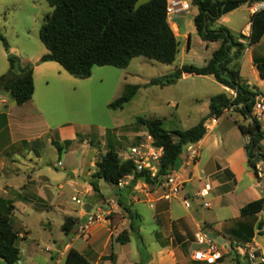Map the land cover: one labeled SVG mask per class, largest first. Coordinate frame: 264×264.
Here are the masks:
<instances>
[{
	"label": "crops",
	"instance_id": "crops-1",
	"mask_svg": "<svg viewBox=\"0 0 264 264\" xmlns=\"http://www.w3.org/2000/svg\"><path fill=\"white\" fill-rule=\"evenodd\" d=\"M257 11L259 10L256 3H243L237 9L223 14L217 20L216 26H225L234 35L249 36L251 17ZM197 14L198 8H194L192 4L189 11L168 19L179 41L177 57L183 56L182 63L176 65L173 71L184 64L195 62L190 58H194L192 45L194 35H198L194 23ZM240 40L247 43L246 39ZM213 43L216 44L212 54L220 46V42ZM40 58L41 56L35 59L21 58L23 63L34 64L35 92L30 101L20 105L6 93L0 92V199L6 201V204L0 202V212L4 211L8 202H12L14 212L18 209H32L40 215L44 213L47 219L44 223L48 228L52 230L53 227H58L64 235L57 243L56 250L50 249V258L55 260L54 264H63L72 247L82 253L91 264H253L247 256L229 252L227 247L224 248L222 258L216 263L196 260L194 253L199 248L196 233L199 231L217 233V241L226 245H255L258 255L262 258L256 264H264V225H259L264 220V209L252 215L241 214L245 205L264 198V176L259 178L248 164V138L238 127V122L248 121H244L239 112L230 109L218 118L207 119L206 135L200 141L191 143L192 147L198 150L195 158L184 149L176 168L172 171L183 186L177 198H162V182H146L148 193L143 192V189L137 190L135 181L117 187L106 182L102 184L101 180L100 191L95 192L92 176L97 169L96 163L106 152L94 150L90 160L92 169L89 168L85 175L78 174V169H71V177L68 178L57 171L45 172L43 168L41 151L47 143L58 149L53 143L58 142L62 146V150L58 149L61 153L64 148H70L76 142L85 140L74 125L63 122L51 126L45 118L43 108L37 101V80L45 81L42 95L48 99L52 94L49 86V67L53 65L59 75L66 70L54 61L40 62ZM209 59L204 58L202 66ZM263 60L264 36L258 43L247 45L240 66L242 78L251 86L257 87L259 96L264 98V78L255 64ZM190 78H202L210 83L211 91L205 94L207 107L201 119L209 114L210 100L214 95L223 92L233 95L234 90L218 82L213 75L184 73L174 84ZM176 106L179 108V103ZM259 121L264 129V113ZM67 141H70L69 145ZM89 142L93 145L94 140ZM58 162L62 161H51L50 167L58 170L63 166V163L59 166ZM258 165L264 169V161H260ZM205 184H210L211 189L207 196L201 197L199 193ZM67 185L73 186L75 191L89 198L84 201L85 206L81 209L70 210L62 200ZM119 200L140 215L139 236L130 231L129 213L119 204ZM185 200L190 202L189 207L185 206ZM205 202H209V206H205ZM86 206L92 213L94 206L97 210L105 209V215L88 229L85 228L89 213ZM67 217H73L81 223L79 230L70 236L61 228ZM13 226L24 245L29 238L35 240L27 224L18 226L15 222ZM123 231H128L130 237L125 244L118 242V236ZM19 250L22 264V259L28 251L20 246Z\"/></svg>",
	"mask_w": 264,
	"mask_h": 264
},
{
	"label": "trees",
	"instance_id": "trees-1",
	"mask_svg": "<svg viewBox=\"0 0 264 264\" xmlns=\"http://www.w3.org/2000/svg\"><path fill=\"white\" fill-rule=\"evenodd\" d=\"M231 0H191L198 8L194 18L198 35L206 42H220L212 57L204 66L184 64L173 72L153 78L151 85L169 86L176 83L184 73L196 75H213L223 85L235 90L236 95L219 93L210 100L209 114L189 129H167L160 118L138 117V121L151 133L159 146L164 147L158 174L151 178L148 172H136L132 160L120 156L112 143L107 144V151L96 163L92 176L95 192L100 191V183L105 179L107 184L117 186L119 181L129 174H136L137 179L146 177L150 184H160L164 176L172 172L187 145L196 143L207 133L206 121L210 117L218 118L227 110L239 112L244 121L238 122L241 133L248 138L246 149L248 164L257 173V164L264 161V129L253 115L257 87L248 84L240 75L241 59L247 45L258 43L264 36V10H259L251 17V33L234 35L225 26H216L223 15V5ZM252 5L262 0H234ZM137 0H48L52 11L44 18L40 29V40L47 53L40 62L54 61L59 63L70 75L86 79L91 77L96 66H115L127 68L131 60L138 56L165 64H173L179 52V41L168 21L166 14L167 0H151L135 10ZM10 63L9 73L0 76V92L6 93L17 104H24L33 98L35 92L34 64L23 63L22 59L10 52L7 38L0 32ZM240 39H246L243 43ZM260 75L264 78V60L255 62ZM139 85H127L124 93L109 104V108H123L135 97ZM59 150L62 146L53 142ZM67 145L70 141L66 142ZM136 182V181H135ZM133 187V186H130ZM119 195V193H118ZM6 204V201L0 199ZM131 223L130 231L139 236L140 215L124 205ZM14 205L8 202L0 212V263L15 264L20 260L17 245L19 233L12 224ZM264 209V198L252 201L241 209V214L252 215ZM78 220L67 217L62 231L72 235V229ZM264 225V220L259 224ZM129 232L123 231L118 242L129 241ZM63 264H91L75 248H70Z\"/></svg>",
	"mask_w": 264,
	"mask_h": 264
},
{
	"label": "rangeland",
	"instance_id": "rangeland-1",
	"mask_svg": "<svg viewBox=\"0 0 264 264\" xmlns=\"http://www.w3.org/2000/svg\"><path fill=\"white\" fill-rule=\"evenodd\" d=\"M51 11L48 0H0V32L7 38L11 53L23 59H35L48 52L39 34L45 16ZM194 37V58L190 59H194L195 65L202 66L204 58L212 57L216 43L203 41L197 34ZM182 57L178 55L175 63L165 64L138 56L124 69L96 66L87 79L76 78L66 71L59 75L53 65L49 67L51 97H43L45 81L37 80V101L43 108L45 118L51 126L63 122L74 125L85 142H76L61 153L47 143L41 151L45 172L57 171L70 178V170L78 169V174L85 175L89 168L92 169L90 160L94 150L105 153L107 142H113L116 150L122 154L131 145L137 144L146 131L138 117L160 118L167 129L186 130L196 125L207 107L205 94L211 91L206 79L190 78L169 86L150 84L153 78L173 72L174 67L182 63ZM9 67L8 52L0 39V76L7 75ZM127 85L140 86L135 97L121 109H110L109 104L124 93ZM178 103L179 108L176 106ZM91 139L94 140L93 145L89 142ZM59 159L63 163L62 167L58 170L50 167L51 161L57 162ZM73 196L83 201L89 199L75 191L73 186L67 185L62 200L70 210L82 208V205L73 201ZM96 212L97 207L94 206ZM44 220H47L44 213L40 215L32 209L14 212L13 224H27L35 238H29L25 245L21 239L17 240L18 247L28 251L22 264H54L50 249L55 251L64 235L58 227L50 230Z\"/></svg>",
	"mask_w": 264,
	"mask_h": 264
},
{
	"label": "built area",
	"instance_id": "built-area-1",
	"mask_svg": "<svg viewBox=\"0 0 264 264\" xmlns=\"http://www.w3.org/2000/svg\"><path fill=\"white\" fill-rule=\"evenodd\" d=\"M191 6V0H167L166 14L168 19H171L172 17L182 12L189 11ZM256 6L258 10H263L264 0L256 2ZM233 95H236L235 90L233 91ZM263 113L264 98L261 96H257L256 103L253 109V115L258 120H260ZM186 150L190 153L192 158H195L198 154V150L193 148L191 144L186 146ZM119 154L125 160L133 161L134 165L136 166L137 173L146 171L151 176V178H155L160 168L161 160L164 154V147L157 145L155 137L146 130L137 144L131 145L125 152ZM58 165H62V162H58ZM256 169L258 177L263 178L264 169L258 164ZM133 181L137 182V190L143 189V192L149 191L146 185V180L144 181L142 178L137 179L136 174L126 175L119 181L118 186L123 187L125 185L131 184V182ZM161 185L164 188L162 198L166 200L177 198L183 187L182 183L177 181L176 176L173 172H170L164 176ZM210 189V184H205V186L199 193L200 196H207ZM73 201H75L79 205L85 206L84 201L79 197H73ZM184 202L186 207H189L191 205L188 200H185ZM204 205L209 206V202H205ZM104 215L105 214L102 208H98L96 213L89 212L88 222L85 228L88 229L91 224L101 219ZM196 242L199 245V248L194 253V258L199 261L216 263L224 255L225 247L229 249V252L233 251L239 255L247 256L253 264H256L262 260V258L258 255L257 247L251 243H237L226 245L224 243H219L216 239L212 238L208 233L204 231H199L198 233H196ZM221 244H223L224 247L221 246ZM0 264L7 263L2 262ZM15 264H21L20 260H18Z\"/></svg>",
	"mask_w": 264,
	"mask_h": 264
},
{
	"label": "water",
	"instance_id": "water-1",
	"mask_svg": "<svg viewBox=\"0 0 264 264\" xmlns=\"http://www.w3.org/2000/svg\"><path fill=\"white\" fill-rule=\"evenodd\" d=\"M151 0H137V2L135 3V6H134V9L137 10L139 9L143 4H146L148 2H150ZM243 4V2L241 1H234V0H231V1H228L226 2L224 5H223V8H222V14H227L235 9H237L238 7H240L241 5ZM143 180L145 181L146 180V177H143ZM105 183V179H102V184ZM86 211L89 212V208L86 206ZM81 223H77L76 226L72 229V233L76 232L79 230V227H80ZM209 235L216 239V240H219V237H218V234L213 232V233H209ZM222 242V241H221Z\"/></svg>",
	"mask_w": 264,
	"mask_h": 264
}]
</instances>
